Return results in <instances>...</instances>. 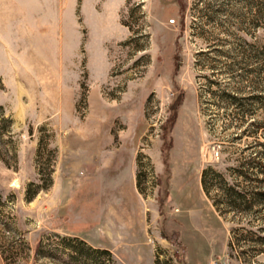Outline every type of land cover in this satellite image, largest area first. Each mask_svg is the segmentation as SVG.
Wrapping results in <instances>:
<instances>
[{
    "label": "rangeland",
    "instance_id": "374dc122",
    "mask_svg": "<svg viewBox=\"0 0 264 264\" xmlns=\"http://www.w3.org/2000/svg\"><path fill=\"white\" fill-rule=\"evenodd\" d=\"M0 264H264V0H0Z\"/></svg>",
    "mask_w": 264,
    "mask_h": 264
},
{
    "label": "trees",
    "instance_id": "16d2710c",
    "mask_svg": "<svg viewBox=\"0 0 264 264\" xmlns=\"http://www.w3.org/2000/svg\"><path fill=\"white\" fill-rule=\"evenodd\" d=\"M205 172H206V171L203 172V177H202L203 184L205 183V181H204ZM204 188L206 189L205 186H204ZM222 194L224 195L225 198H226L227 196H230L229 193H228L227 191H226V192L223 191Z\"/></svg>",
    "mask_w": 264,
    "mask_h": 264
},
{
    "label": "built area",
    "instance_id": "2783aa9c",
    "mask_svg": "<svg viewBox=\"0 0 264 264\" xmlns=\"http://www.w3.org/2000/svg\"><path fill=\"white\" fill-rule=\"evenodd\" d=\"M170 21H171V22H173V21H174V19H173V18H171V19H170Z\"/></svg>",
    "mask_w": 264,
    "mask_h": 264
}]
</instances>
